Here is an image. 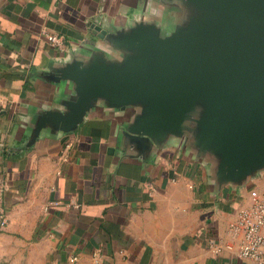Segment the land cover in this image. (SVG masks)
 <instances>
[{
	"label": "crops",
	"instance_id": "0c3cea01",
	"mask_svg": "<svg viewBox=\"0 0 264 264\" xmlns=\"http://www.w3.org/2000/svg\"><path fill=\"white\" fill-rule=\"evenodd\" d=\"M136 0H0V264H254L240 257L241 210L264 196V172L217 195L207 166L177 146L149 162L113 152L123 119L102 110L61 138L20 148L32 106L57 91L31 76L67 58L88 23L129 21ZM47 34L63 38L53 46Z\"/></svg>",
	"mask_w": 264,
	"mask_h": 264
},
{
	"label": "water",
	"instance_id": "95a60500",
	"mask_svg": "<svg viewBox=\"0 0 264 264\" xmlns=\"http://www.w3.org/2000/svg\"><path fill=\"white\" fill-rule=\"evenodd\" d=\"M136 1L129 21H90L81 47L31 73L57 97L31 107L10 152L102 110L123 117L120 157L177 146L207 166L217 195L249 186L264 172V0Z\"/></svg>",
	"mask_w": 264,
	"mask_h": 264
},
{
	"label": "built area",
	"instance_id": "2783aa9c",
	"mask_svg": "<svg viewBox=\"0 0 264 264\" xmlns=\"http://www.w3.org/2000/svg\"><path fill=\"white\" fill-rule=\"evenodd\" d=\"M47 38L53 46L63 50L64 41L61 36L47 34ZM252 197V206L239 212L237 221L231 225V230L244 234V242L239 251L240 257L254 264H264V196L253 190ZM8 224L9 216L0 204V235ZM78 260V257L71 259L75 264Z\"/></svg>",
	"mask_w": 264,
	"mask_h": 264
}]
</instances>
